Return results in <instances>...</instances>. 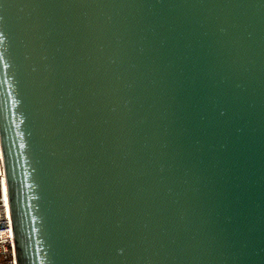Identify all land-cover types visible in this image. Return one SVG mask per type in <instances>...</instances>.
Returning a JSON list of instances; mask_svg holds the SVG:
<instances>
[{"label":"water","instance_id":"95a60500","mask_svg":"<svg viewBox=\"0 0 264 264\" xmlns=\"http://www.w3.org/2000/svg\"><path fill=\"white\" fill-rule=\"evenodd\" d=\"M17 264H264V0H0Z\"/></svg>","mask_w":264,"mask_h":264},{"label":"built area","instance_id":"2783aa9c","mask_svg":"<svg viewBox=\"0 0 264 264\" xmlns=\"http://www.w3.org/2000/svg\"><path fill=\"white\" fill-rule=\"evenodd\" d=\"M6 178L3 165L0 163V264H17L16 252L10 221L8 195L3 193Z\"/></svg>","mask_w":264,"mask_h":264},{"label":"bare ground","instance_id":"6f19581e","mask_svg":"<svg viewBox=\"0 0 264 264\" xmlns=\"http://www.w3.org/2000/svg\"><path fill=\"white\" fill-rule=\"evenodd\" d=\"M0 163H1V165H3L1 146H0ZM3 193L6 196L7 190H6L5 183H3Z\"/></svg>","mask_w":264,"mask_h":264}]
</instances>
